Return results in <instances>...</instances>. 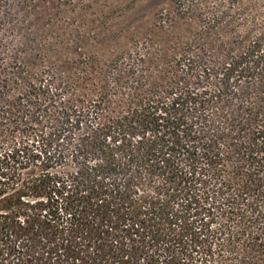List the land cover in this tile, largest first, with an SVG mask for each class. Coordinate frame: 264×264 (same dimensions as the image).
<instances>
[{"label":"trees","instance_id":"16d2710c","mask_svg":"<svg viewBox=\"0 0 264 264\" xmlns=\"http://www.w3.org/2000/svg\"><path fill=\"white\" fill-rule=\"evenodd\" d=\"M1 1L13 32L69 3ZM185 8L199 28L157 57L160 82L130 50L86 92L28 84L16 121L40 135L1 154L0 264H264V0Z\"/></svg>","mask_w":264,"mask_h":264},{"label":"rangeland","instance_id":"374dc122","mask_svg":"<svg viewBox=\"0 0 264 264\" xmlns=\"http://www.w3.org/2000/svg\"><path fill=\"white\" fill-rule=\"evenodd\" d=\"M66 1L69 3L58 2L54 7L31 5L27 19L18 22L20 29L13 32L5 16L14 13V8L0 0V81L9 80V99L15 102L13 114L0 121V170L7 165L2 153L39 139L36 129L17 123L25 114L23 93L30 82H42L54 91L73 87L78 94L86 92L87 72L100 76L121 53L140 50L149 51L147 55L155 59L139 71L147 87L160 82L161 75L171 76V72L161 71L163 61L157 57L175 43L195 37L200 23L185 8L188 0ZM181 79L185 85L196 81L184 74ZM2 101L0 96V104ZM30 107L38 109L39 105Z\"/></svg>","mask_w":264,"mask_h":264}]
</instances>
